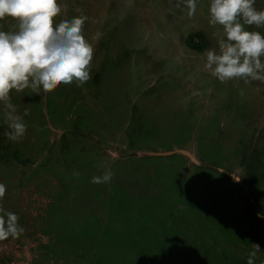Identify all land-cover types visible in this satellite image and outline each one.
<instances>
[{"label": "rangeland", "instance_id": "rangeland-1", "mask_svg": "<svg viewBox=\"0 0 264 264\" xmlns=\"http://www.w3.org/2000/svg\"><path fill=\"white\" fill-rule=\"evenodd\" d=\"M57 2V22L88 17L92 78L12 93L27 127L11 141L0 118V207L24 231L0 264H247L254 244L261 264L264 82L221 83L188 48L202 33L219 51L210 0L190 19L174 0Z\"/></svg>", "mask_w": 264, "mask_h": 264}, {"label": "clouds", "instance_id": "clouds-1", "mask_svg": "<svg viewBox=\"0 0 264 264\" xmlns=\"http://www.w3.org/2000/svg\"><path fill=\"white\" fill-rule=\"evenodd\" d=\"M256 2L210 0L208 22L220 26L224 38L219 41L218 52L206 50L204 68L221 83L264 82V33L248 30L253 25L264 28V9L258 10ZM197 4L198 0H174V6L186 11L189 19L196 14ZM60 12L57 0H0V21L10 18L15 22L7 31L0 29V118L8 128L4 136L11 141H19L27 127L12 103L13 92L29 90L40 95L60 84L75 82L80 86L92 78L94 49L83 31L88 17L81 14L57 22ZM93 38L98 39L99 34ZM112 175L108 171L92 177L91 182H109ZM5 192V185L0 183V199ZM23 231L18 216L0 207V240ZM260 251V245L254 244L247 264H255Z\"/></svg>", "mask_w": 264, "mask_h": 264}, {"label": "trees", "instance_id": "trees-1", "mask_svg": "<svg viewBox=\"0 0 264 264\" xmlns=\"http://www.w3.org/2000/svg\"><path fill=\"white\" fill-rule=\"evenodd\" d=\"M186 44L190 50L197 53H204L210 46L209 40L202 33L189 35Z\"/></svg>", "mask_w": 264, "mask_h": 264}]
</instances>
